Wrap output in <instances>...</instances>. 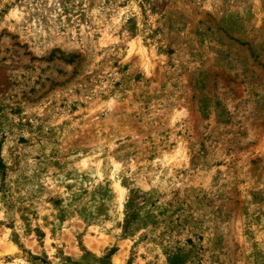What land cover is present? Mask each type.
<instances>
[{
	"label": "rangeland",
	"instance_id": "1",
	"mask_svg": "<svg viewBox=\"0 0 264 264\" xmlns=\"http://www.w3.org/2000/svg\"><path fill=\"white\" fill-rule=\"evenodd\" d=\"M0 264H264V0H0Z\"/></svg>",
	"mask_w": 264,
	"mask_h": 264
}]
</instances>
